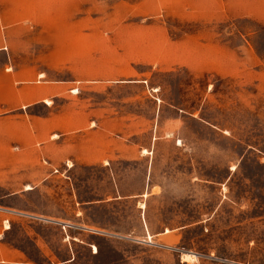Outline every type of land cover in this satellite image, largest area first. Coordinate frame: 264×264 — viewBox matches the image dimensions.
<instances>
[{"label": "rangeland", "instance_id": "374dc122", "mask_svg": "<svg viewBox=\"0 0 264 264\" xmlns=\"http://www.w3.org/2000/svg\"><path fill=\"white\" fill-rule=\"evenodd\" d=\"M0 264H264V0H0Z\"/></svg>", "mask_w": 264, "mask_h": 264}]
</instances>
